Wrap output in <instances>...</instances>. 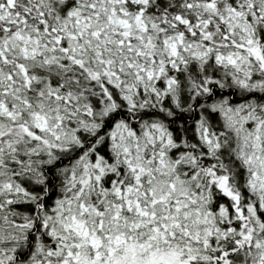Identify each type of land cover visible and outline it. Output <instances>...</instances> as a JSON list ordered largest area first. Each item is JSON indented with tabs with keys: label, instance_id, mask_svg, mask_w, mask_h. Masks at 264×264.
<instances>
[{
	"label": "snow or ice",
	"instance_id": "1",
	"mask_svg": "<svg viewBox=\"0 0 264 264\" xmlns=\"http://www.w3.org/2000/svg\"><path fill=\"white\" fill-rule=\"evenodd\" d=\"M0 264H264V0H0Z\"/></svg>",
	"mask_w": 264,
	"mask_h": 264
}]
</instances>
